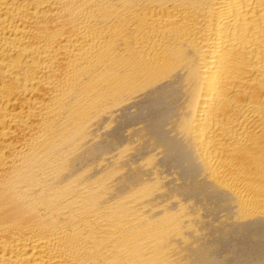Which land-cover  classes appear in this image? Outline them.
Wrapping results in <instances>:
<instances>
[{
    "label": "bare ground",
    "instance_id": "obj_1",
    "mask_svg": "<svg viewBox=\"0 0 264 264\" xmlns=\"http://www.w3.org/2000/svg\"><path fill=\"white\" fill-rule=\"evenodd\" d=\"M0 264H264V0H0Z\"/></svg>",
    "mask_w": 264,
    "mask_h": 264
}]
</instances>
